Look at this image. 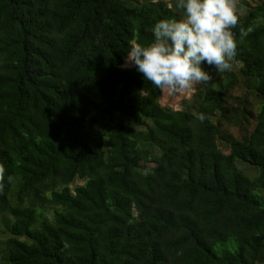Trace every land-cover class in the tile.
<instances>
[{"label":"trees","instance_id":"16d2710c","mask_svg":"<svg viewBox=\"0 0 264 264\" xmlns=\"http://www.w3.org/2000/svg\"><path fill=\"white\" fill-rule=\"evenodd\" d=\"M169 3L0 0V264H264V0L179 110L125 66Z\"/></svg>","mask_w":264,"mask_h":264},{"label":"clouds","instance_id":"9594fccd","mask_svg":"<svg viewBox=\"0 0 264 264\" xmlns=\"http://www.w3.org/2000/svg\"><path fill=\"white\" fill-rule=\"evenodd\" d=\"M169 7L183 10L180 19L163 18L153 28L154 40L141 45L130 41L125 66L131 65L154 87L169 94L189 91L208 83L212 74L232 69L237 49L233 29L239 28L242 41L251 32L239 23L237 0H174ZM203 122L206 116L197 114ZM8 182L13 180L8 176ZM5 168L0 164V194L4 191Z\"/></svg>","mask_w":264,"mask_h":264},{"label":"rangeland","instance_id":"374dc122","mask_svg":"<svg viewBox=\"0 0 264 264\" xmlns=\"http://www.w3.org/2000/svg\"><path fill=\"white\" fill-rule=\"evenodd\" d=\"M240 0H237V4ZM131 66V65H128ZM194 93V88L186 91V92H182V93H176V94H169V92L164 91V95H163V100L161 102V104L165 107L174 109V110H179L181 108V102L183 100L189 99Z\"/></svg>","mask_w":264,"mask_h":264}]
</instances>
